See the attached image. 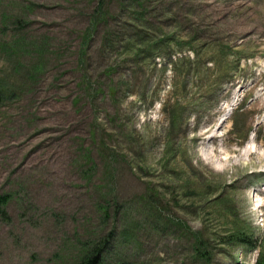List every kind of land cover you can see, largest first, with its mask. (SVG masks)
Instances as JSON below:
<instances>
[{"label": "rangeland", "instance_id": "374dc122", "mask_svg": "<svg viewBox=\"0 0 264 264\" xmlns=\"http://www.w3.org/2000/svg\"><path fill=\"white\" fill-rule=\"evenodd\" d=\"M6 193L0 264H253L264 0H0Z\"/></svg>", "mask_w": 264, "mask_h": 264}, {"label": "trees", "instance_id": "16d2710c", "mask_svg": "<svg viewBox=\"0 0 264 264\" xmlns=\"http://www.w3.org/2000/svg\"><path fill=\"white\" fill-rule=\"evenodd\" d=\"M9 200L8 194H0V220L7 218V211L5 206ZM234 218V217H233ZM233 221V219H232ZM233 229H237L230 233L222 240V244L229 245L234 242L240 243L244 247H253L257 249V255L253 264H264V239L254 237L252 233H247L244 229H249L246 225L241 223L236 217L233 221ZM110 236H102L95 241H89L82 245L78 250L77 260L73 264H111L103 258L102 252L105 249L106 243ZM206 241L196 237V249L197 256H200L203 260L208 259V253L205 249ZM238 261V257L235 258ZM114 264H137L134 262L119 261Z\"/></svg>", "mask_w": 264, "mask_h": 264}, {"label": "bare ground", "instance_id": "6f19581e", "mask_svg": "<svg viewBox=\"0 0 264 264\" xmlns=\"http://www.w3.org/2000/svg\"><path fill=\"white\" fill-rule=\"evenodd\" d=\"M214 136H215V134H212V135H211V137H214Z\"/></svg>", "mask_w": 264, "mask_h": 264}]
</instances>
